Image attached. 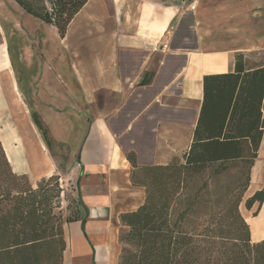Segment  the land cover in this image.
<instances>
[{"label":"crops","instance_id":"crops-1","mask_svg":"<svg viewBox=\"0 0 264 264\" xmlns=\"http://www.w3.org/2000/svg\"><path fill=\"white\" fill-rule=\"evenodd\" d=\"M55 39L35 45L26 86L39 120L56 131L47 140L33 121L38 159L21 143L14 171L36 182L59 171L55 149L77 158L80 209L64 225L63 264H118L121 215L144 202L127 153L167 164L188 150L204 75L234 70L238 54H264V0H89ZM263 187L264 135L251 195ZM257 208L243 214L252 242L264 240V201Z\"/></svg>","mask_w":264,"mask_h":264},{"label":"trees","instance_id":"trees-1","mask_svg":"<svg viewBox=\"0 0 264 264\" xmlns=\"http://www.w3.org/2000/svg\"><path fill=\"white\" fill-rule=\"evenodd\" d=\"M14 1L61 37L89 2ZM203 88L192 142L182 157L139 164L134 151L127 153L131 182L144 187L145 199L121 215L128 229L120 236L125 247L118 264H264V240H251L243 195L226 184L237 163L247 169L246 187L251 182L264 135V63L250 66L238 54L234 70L204 75ZM33 120L48 140L35 112ZM62 192L58 175L34 186L15 172L0 141V264H63L64 224L78 219L79 210L64 219L57 203ZM263 201L264 187L245 206L259 209Z\"/></svg>","mask_w":264,"mask_h":264},{"label":"rangeland","instance_id":"rangeland-1","mask_svg":"<svg viewBox=\"0 0 264 264\" xmlns=\"http://www.w3.org/2000/svg\"><path fill=\"white\" fill-rule=\"evenodd\" d=\"M56 33L58 35L59 32L55 26L46 24L26 14L14 0H0V141L6 150L11 164H13V169L17 161L19 162L21 157L20 154L22 155L21 150L23 149L20 145L21 143L24 146L28 145V153L33 156L34 159H38L39 156L35 143L30 139L31 130L29 131V128L35 125L33 122L34 109L29 102V90L26 85L30 81V74H35V45L48 46L49 42L55 44V38L57 37ZM4 50L8 52L9 61H11L6 74L5 72L3 74L5 70L4 62H6V58L3 56ZM247 60L250 66L264 63V54H251ZM7 80L9 86L6 87L5 82ZM14 102L16 103L15 105H13ZM47 123L48 126L45 127L47 133L48 131H56V126L51 124V121ZM20 136H22L24 140H21ZM27 136H29L28 139ZM81 137L82 128L80 129V134L76 135L71 144L72 149L75 151L78 150L79 139ZM47 138H50V134ZM52 145L53 144L50 143L51 148ZM53 155L58 163L59 171L52 175L59 176L60 185L63 190L57 203L60 204L59 210L62 212L64 219H66L73 216L74 213L80 209L77 191V180L80 176V172L77 164H75L77 158L69 157L70 153L67 150L62 149L57 151L55 149ZM180 157H182V154ZM246 171L247 169L244 168L241 163H237L229 170L226 176V184L231 186L233 192L242 193L243 195L241 203L242 214H244L247 209L245 206L246 200L251 197L249 190L250 185L246 187ZM26 176L29 182L34 186L42 179L35 182L29 175ZM48 177L49 176H47V178ZM139 187L142 188L145 199V189L142 186ZM121 223L119 240L121 234L128 229L127 226L123 224L122 219ZM120 244L122 250L125 244L121 242V240Z\"/></svg>","mask_w":264,"mask_h":264},{"label":"bare ground","instance_id":"bare-ground-1","mask_svg":"<svg viewBox=\"0 0 264 264\" xmlns=\"http://www.w3.org/2000/svg\"><path fill=\"white\" fill-rule=\"evenodd\" d=\"M3 56H4V58H6V62H4V64H5V70L3 71V74H4V72H5V74H6V71L8 70V68H9V64H10V62L11 61H9V54H8V52L6 51V50H4V54H3ZM3 65V64H2ZM2 74V73H1ZM8 74V73H7ZM4 76V75H3ZM1 84V83H0ZM5 86L7 87V86H9V83H8V80L5 82ZM3 93V92H2ZM5 94V93H4ZM11 95V94H10ZM16 103L14 102V104L13 105H15ZM8 105V104H7ZM0 108H1V104H0ZM24 132V131H23ZM26 137V136H25ZM28 137L29 136H27V139H28Z\"/></svg>","mask_w":264,"mask_h":264},{"label":"built area","instance_id":"built-area-1","mask_svg":"<svg viewBox=\"0 0 264 264\" xmlns=\"http://www.w3.org/2000/svg\"><path fill=\"white\" fill-rule=\"evenodd\" d=\"M193 8H194V6H193Z\"/></svg>","mask_w":264,"mask_h":264}]
</instances>
